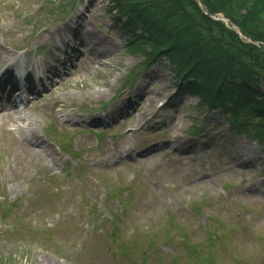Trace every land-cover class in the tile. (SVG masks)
<instances>
[{
  "label": "rangeland",
  "instance_id": "1",
  "mask_svg": "<svg viewBox=\"0 0 264 264\" xmlns=\"http://www.w3.org/2000/svg\"><path fill=\"white\" fill-rule=\"evenodd\" d=\"M99 6L81 20L80 50L58 54L46 35L57 33L60 6L0 0L6 59L27 71L68 68L21 113H0V264H201L208 254L214 264H264V149L231 132L220 110L199 106L185 84L179 91L164 59L115 101L144 57L126 51V16ZM91 117L105 123L86 126ZM115 189L126 207L110 237L121 211Z\"/></svg>",
  "mask_w": 264,
  "mask_h": 264
},
{
  "label": "trees",
  "instance_id": "2",
  "mask_svg": "<svg viewBox=\"0 0 264 264\" xmlns=\"http://www.w3.org/2000/svg\"><path fill=\"white\" fill-rule=\"evenodd\" d=\"M129 26H140L132 51L166 56L201 104L221 108L238 131L264 141V49L243 41L210 15L222 13L251 41L264 42V0H115ZM244 132V133H245ZM205 264H211L206 260Z\"/></svg>",
  "mask_w": 264,
  "mask_h": 264
},
{
  "label": "bare ground",
  "instance_id": "3",
  "mask_svg": "<svg viewBox=\"0 0 264 264\" xmlns=\"http://www.w3.org/2000/svg\"><path fill=\"white\" fill-rule=\"evenodd\" d=\"M51 33H49L48 34V36L46 35V37H48V39L50 38V37H52L53 36V34L52 35H50ZM92 34H94V35H96V37H98V35L97 34H95V33H92ZM65 36H67V35H63V38H62V35L60 34V33H57V36H56V38H55V43H58V41H64V37ZM45 39H47V38H45ZM57 46V45H56ZM5 51L4 50H2L1 48H0V69L2 68L1 66H3L4 64H6V68H8V69H11L12 68V60H11V58H9V59H6V57L4 56L5 55ZM11 63V64H10ZM7 71V70H6ZM16 114V113H15ZM16 121V120H15ZM30 122H33V120L32 119H30ZM31 126V123H28L26 126H25V128H29ZM21 132H22V130H21ZM22 134H23V136L24 137H29V135H26V133H23L22 132ZM33 142H32V144H33V146H37V145H39V143H38V138H34V140L32 139V138H30ZM42 153H46L45 152V149L44 150H42ZM33 154L36 156V157H38V158H41L43 155L41 154V153H39V152H33Z\"/></svg>",
  "mask_w": 264,
  "mask_h": 264
}]
</instances>
